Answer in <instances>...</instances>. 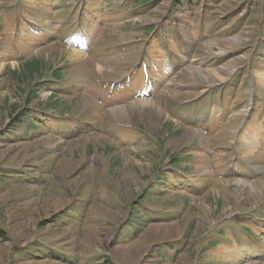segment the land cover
Returning a JSON list of instances; mask_svg holds the SVG:
<instances>
[{"label":"rangeland","instance_id":"374dc122","mask_svg":"<svg viewBox=\"0 0 264 264\" xmlns=\"http://www.w3.org/2000/svg\"><path fill=\"white\" fill-rule=\"evenodd\" d=\"M263 74L264 0H0V264H264Z\"/></svg>","mask_w":264,"mask_h":264},{"label":"trees","instance_id":"16d2710c","mask_svg":"<svg viewBox=\"0 0 264 264\" xmlns=\"http://www.w3.org/2000/svg\"><path fill=\"white\" fill-rule=\"evenodd\" d=\"M45 70H46V67L44 63L41 60L34 59L33 61H27L25 63V67L23 68L22 75L26 79L28 78V81H29V78L34 79L37 76L42 77ZM51 72H52L51 79H54L56 83L61 81V78H62L61 70L56 69ZM37 84L33 83L31 87L37 88L38 86ZM56 90H57V87L52 89L53 94L51 95V98H50V105L58 109L59 104H60V98L58 97L57 92H55ZM37 95H38L37 90L30 91L27 94L25 107L23 109H18L15 112V115L18 116V119H17L18 126H16L13 129H9V131H6L5 133H3V136H7L11 134L14 137H7V138L3 137L0 140L13 141L16 138L27 137L29 133H32L31 135L35 136V133L39 132L40 130H45L47 120L44 118L47 117L48 115H46L44 110H39V109L33 110L29 108V105L32 103V101L37 98ZM33 112H34V116L32 115ZM60 122H62V118L57 119L56 121V123H60ZM14 134H17V135H14ZM175 164H178V162L175 161ZM175 178L179 180H183L181 177H175ZM177 181H175L174 184H176ZM174 187H179V186L174 185ZM184 189L186 190L187 193L190 192L187 188H184Z\"/></svg>","mask_w":264,"mask_h":264},{"label":"bare ground","instance_id":"6f19581e","mask_svg":"<svg viewBox=\"0 0 264 264\" xmlns=\"http://www.w3.org/2000/svg\"><path fill=\"white\" fill-rule=\"evenodd\" d=\"M260 82H262L263 84H264V74L262 75V76H260ZM146 103H148V102H142V103H140L141 105L142 104H146ZM119 109H121L122 111H124V112H126V107L125 106H123V107H120ZM122 111H120L124 116H125V114L122 112ZM253 151L252 150H250L248 153H252ZM254 153V152H253ZM262 185H264L263 183H264V180L263 181H261L260 182ZM254 187H255V184L253 185Z\"/></svg>","mask_w":264,"mask_h":264}]
</instances>
